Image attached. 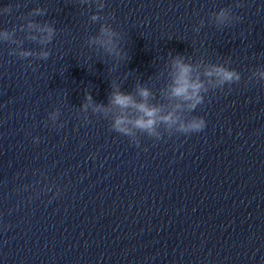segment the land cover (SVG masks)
Here are the masks:
<instances>
[{
    "label": "clouds",
    "instance_id": "obj_1",
    "mask_svg": "<svg viewBox=\"0 0 264 264\" xmlns=\"http://www.w3.org/2000/svg\"><path fill=\"white\" fill-rule=\"evenodd\" d=\"M82 3H95L97 12L91 15L92 21H99L100 12L105 8L104 0H81ZM238 7L241 5H237ZM12 11L11 6H5L0 12L7 14ZM41 8H34L28 13L29 16L44 15ZM23 17H21L22 19ZM212 18L218 27H224L233 22L234 19L239 20L241 17L234 16L231 8H220L212 13ZM28 30H36L41 35H29L28 39L38 41L40 44L51 43L56 35V29L51 24L39 25L32 20H27L25 24L19 27H13L11 30H0V42L16 44V32ZM199 31V28H194ZM107 36L108 39L102 44L110 53L120 55L117 51V45L114 43L113 37L117 36V32L109 24H101L98 37ZM98 37L90 38L91 42H95ZM9 55L18 56L21 59L33 57L34 53L30 50H21L19 52L11 49ZM126 55V54H125ZM37 59L47 60L50 56L49 51H40L35 54ZM29 66H31L29 64ZM172 75L171 81L166 85L164 93L168 104H150L149 98L153 93L147 87L137 86L136 95L130 92L121 91L116 84L112 85V91L109 95L108 105L93 106L94 112H103L106 116L111 109H118V113L112 116L111 130L130 138V141L139 147V135L143 134L155 140H160L166 133L171 136L179 133L185 136L192 133L202 132L206 127V121L201 116L193 115L196 109L203 105L206 95L210 90L223 89L225 85L236 84L241 80V74L233 68L225 64H211L204 73L203 77L193 76L194 65L185 61L182 56H174L171 62ZM207 78V84L205 83ZM250 78L264 81V68H257L252 72ZM211 85V88L208 87ZM139 97L137 99L136 97ZM88 104L82 105L86 111L91 104V95L86 94ZM166 109V110H165ZM55 119V114H53ZM87 122V120H86ZM163 129V131L161 130ZM38 142V138H34Z\"/></svg>",
    "mask_w": 264,
    "mask_h": 264
}]
</instances>
